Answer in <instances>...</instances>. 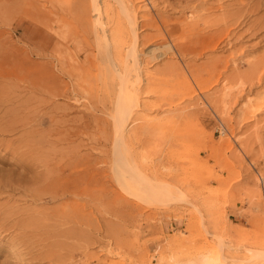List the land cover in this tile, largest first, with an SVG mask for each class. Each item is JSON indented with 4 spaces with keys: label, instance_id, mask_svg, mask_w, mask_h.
<instances>
[{
    "label": "rangeland",
    "instance_id": "374dc122",
    "mask_svg": "<svg viewBox=\"0 0 264 264\" xmlns=\"http://www.w3.org/2000/svg\"><path fill=\"white\" fill-rule=\"evenodd\" d=\"M106 1L0 0V37L6 39L4 49L8 51V60L0 63V74H5L3 80H6L1 85L3 94L17 103L32 94L36 84L37 97L42 100L37 108L39 114H54L50 122L45 118L47 121L39 124L41 142L45 144L52 132V137L61 138L55 141L54 152L64 161L68 151L75 150L69 156L73 168L68 171L61 165L53 174L54 188L59 192L65 188L61 184L63 176H71V193L52 199L46 192L39 200L26 197L15 202L11 196L10 204L14 206L46 211L38 218L34 216L22 222L25 234L30 236L26 241L28 248L17 245L19 239H16V252H26L29 248L33 253L40 252L37 261L41 264H173V260L186 263L209 251L212 256L249 255L251 262L236 264L261 262L264 259V120L259 119L260 113L255 118H244L250 115L246 100L260 101L264 97V83L250 88L248 84L242 85L246 77L235 82L231 67L214 66L212 88L198 91L191 100L192 106L200 109L198 113H171V109L146 113L138 108L132 111L130 121L121 130L114 126L116 116L111 111L114 96L102 93L107 83L103 81V63L94 39L96 29L107 23L113 26L112 20L117 16L130 20L139 35L158 34V42L169 39L165 23L171 30L183 25L198 27L202 39H206L214 37V26L205 27L207 21L217 19L223 10L242 7L245 9L239 14L241 17H236L238 23L233 28L232 40L237 39L231 42L235 48L222 45L221 50L170 59L182 65L194 63L206 76L208 68L201 65L208 58L237 57L238 69L243 70L245 60L264 54V34L261 35L264 0H255L256 3L220 0L218 4L224 9L220 6L215 10L214 0H200L201 6H190L195 0H154V4L145 0L140 9L136 5L129 9V5L128 15L118 0ZM60 5L65 8L69 5L71 11L60 10ZM141 15L156 20L158 29L147 27V20ZM252 30L257 32L251 34ZM183 33L191 37L198 34L194 30ZM72 38L75 40L68 45L67 39ZM260 39L262 45L249 53V41L252 45ZM235 42L242 43L240 48L245 51L238 50ZM143 47H139V54L150 57L155 44ZM82 63L86 64L80 69ZM155 66L153 60L147 68ZM69 70L75 72L81 87L75 93L66 89L67 93L61 94L57 92L56 80L71 83L72 79L62 73ZM57 75H63V79ZM179 76L180 80H174L177 85H194L188 71ZM3 105L8 108L11 103L5 101ZM32 109L26 106L23 111L27 114ZM2 114L0 110V118ZM32 128L27 126L25 132ZM20 132L1 135L0 143L19 137ZM255 132L260 136L254 137ZM1 153L4 163L0 165L9 168L13 156ZM252 158L257 164L248 171L246 167ZM80 164L86 167L84 178L80 176ZM7 193L0 195V204L7 200ZM170 218L182 220L181 226L163 233L160 224ZM7 237H0V264H14L16 252H10L9 247L15 244L6 240Z\"/></svg>",
    "mask_w": 264,
    "mask_h": 264
},
{
    "label": "bare ground",
    "instance_id": "6f19581e",
    "mask_svg": "<svg viewBox=\"0 0 264 264\" xmlns=\"http://www.w3.org/2000/svg\"><path fill=\"white\" fill-rule=\"evenodd\" d=\"M55 1L60 3L59 1L61 0ZM102 1L104 3L107 2L106 0ZM118 1L119 3H121L123 8H125L126 15H128L130 8H135L136 5L137 9H140L145 0ZM218 1L220 0H214V10L215 8L221 6V4H218ZM251 1L252 0H250V2ZM149 3L154 4L155 1L149 0ZM169 5L173 7L172 3ZM198 5L201 6L200 0H197V2L195 0L194 2H192V4H190V6ZM58 7L63 11H71V7L69 5L67 8L63 7V5H60ZM244 9L242 7H239L234 11L223 10L222 13L217 17V19H215L214 21H207V26L205 27L214 26V37H212L211 35L206 39H202L201 32L197 30L198 27L190 28L186 25H183L179 26L180 29L176 28L175 30H171L169 24L165 23L166 30L169 33V39L158 42L156 40V38L159 36L158 34L149 35L145 33L146 35H139L135 32V25L131 24L130 20L121 16H117L112 20L113 26L112 23H107L105 27H101L99 30L96 29L94 42L98 45V48L100 50L99 55L101 54L103 63L101 71L105 78V80L103 81L107 83L106 85H103L102 93H111L115 98L113 101V108H111V111L114 112L116 116V121L114 122L115 128L119 127L122 130V128L126 126L130 121L132 111L138 108H142L146 113L165 110L168 111L169 109L172 110L171 113H175L178 111H195L196 113H198L197 111L200 109L193 107L191 100L198 91L209 90L210 88H212V86L214 85V66H224L226 69L228 67H231V77L233 79H236L235 82H237V79L241 80L240 78L246 77V80L243 81L242 85L248 84L250 88L251 86L262 84V82L264 83V54L256 56L254 55V57H252L251 59L245 60L244 64H242L246 65V69L243 68V70L238 69V66L240 65H238V63L240 62V59L237 60V57L227 58L226 56H214V59L213 57H210L207 59L208 61L206 63H203L201 65L208 68V70L206 71V76L203 75L200 69L198 71V66L194 67V63L183 62L185 65H182L176 61H171L170 59V57H174L176 55L181 57H193L202 55L207 50L216 51L217 48H219L218 50H221L220 47H222V45L233 46L232 44L234 42V39H237L234 38L232 40V36L234 35L233 28L235 27L236 23H238V19L236 17H241V12L244 11ZM145 16L146 15H141L142 18H145V20H147L146 26L157 28L158 24L156 20ZM95 23L96 20H94V24ZM253 24L255 23L253 22ZM257 27L256 29L258 30ZM252 28H254L253 25L251 29ZM185 30L189 32L191 30H194L198 34L195 37L186 36L185 33H183ZM257 30H252L250 33L254 34L255 32H257ZM251 34H249V36H251ZM262 34L264 33L261 32V35ZM237 37L239 36L237 35ZM251 37H253V35ZM73 40L75 39H67V44L71 45ZM260 41L261 39L255 44H253V42L251 41L252 45L249 41L250 46L247 49L249 53L258 49L256 47L260 44ZM263 41L261 42L263 43ZM246 43L248 44V42ZM262 43L260 45H262ZM5 44L6 39L0 37V63H5L8 60V51L4 49ZM150 44H155V48L153 47L152 50H150L151 48L148 49L150 50V57H144L141 55L142 53L139 54V52H141L138 51L139 47H146ZM241 44H237V48L242 47L243 45ZM224 47L225 46H223V48ZM238 50H240L241 52L245 51V49L241 50V48ZM237 53L239 54V52ZM88 55L89 53L85 54V57H87ZM235 56L237 55H234V57ZM153 60L155 61V64H157V66H155L153 69L147 68L149 66V63ZM85 64L86 63L80 64L79 68H84ZM186 71H188L189 75L192 77L194 85L190 83H180L179 85H177L174 80H180L179 75H185ZM62 73L72 79V82L68 83L65 82V80H56V83L58 82L57 92L66 94L67 89L68 91H70L69 93H75L80 89L81 86L79 80H77L78 78L76 77L75 72H71L69 70ZM62 76L57 75V78L60 79L62 78ZM4 77L5 74H0V78L2 79L0 80V110L3 113L0 118V137L5 133H18L19 131L21 132L19 133V137L8 140L7 142L0 143V163H4V156L1 152H4L5 154L9 153L11 154V156H13V164H9V168H5L0 165V195L4 192L7 193V191H9V193H7V196L9 195L7 200L1 202L0 204V237L5 238L6 236H8L6 240H8L12 244H15V242L17 241L16 239H19V241L16 242L17 245H23L28 248L26 241L30 236L25 234L22 222L26 219H34V216L38 218L46 211H32L29 208H20L17 205L14 206L10 204V202L12 201V197L13 199H15L13 200V202H15L16 199H23L26 197L39 200L42 198L41 194L48 192L50 198L54 199L59 195L66 194L67 192L71 191L70 175L63 176L64 181L61 182V184H64L65 188H63V191L60 190L59 192L58 188H54L53 174L55 173L56 169L58 170L61 167V165H63L68 171L73 168L72 160L69 158V156L74 155L75 150H69L64 161L58 159L59 157L54 152V147L57 146V143H55V141L58 142L59 140H61V138L56 139L52 137V132L50 134L51 136L46 139L45 144L41 142L38 130L39 124L47 121L46 119H48V121L50 122L53 119L54 114H48L46 116H44V114H39V110L37 108H39L42 100L37 97L39 90L36 84L32 89V94L21 98L17 101V103L13 102L14 98L7 99L6 94H3L2 91L4 87L1 86L5 84L6 80H3ZM63 83H65L67 88H64ZM242 90L244 89L242 88ZM242 90L240 91L243 92ZM151 95L156 97V99H145ZM142 98L144 99L142 100ZM186 100L187 102L184 106H179L180 103L182 104V102H185ZM5 101L11 103L10 107L6 108V106L3 105ZM246 104L248 105L246 109L247 113H250V115L248 117H245L244 119L249 118L250 116L255 118L256 114L260 113L262 114V116H260L259 119L264 120V97L258 102H253L251 99H247ZM26 106L33 107L31 112H28L27 114H25L23 111ZM56 107L58 108V105H56ZM60 108L64 109V106ZM51 112L52 110H50L49 113ZM29 125H31L33 128L29 132H25V129ZM254 134V137L260 136V133L255 132ZM256 164L257 160L252 158L250 164L247 165L246 169L250 171V168H252ZM80 171L82 172L80 173V176L84 178L87 171L86 167L83 166V164H80ZM97 173L99 174L100 172ZM262 175L263 174H259V178H263L264 176L262 177ZM43 181L45 183L41 185ZM16 194L20 195V197H16ZM68 217L69 216H66L65 218ZM189 220L190 218H188V221ZM12 233H14L13 236ZM66 233H69L70 235V232L68 230H66ZM221 244V246L223 247V243ZM17 245H11L9 247L10 252L15 253L17 250V247L15 246ZM29 249H27L26 252H16V256L14 255L15 259L13 260L14 264H29V262L33 260L37 262L36 264H41L37 261L40 258L41 253H33ZM210 252L212 251H209L208 253H202L196 258L189 259V261L186 263H179L173 260V264H230V262L232 261H234L236 264V262L241 263L249 260L247 258L249 257V255L247 257H238L228 254L222 256L219 254L216 255V251V256H212L209 254ZM255 255L258 256L256 253ZM249 261L251 262V260ZM170 263H172V261ZM5 264L12 263L7 262ZM48 264H53V262H48ZM256 264H264V259Z\"/></svg>",
    "mask_w": 264,
    "mask_h": 264
},
{
    "label": "crops",
    "instance_id": "0c3cea01",
    "mask_svg": "<svg viewBox=\"0 0 264 264\" xmlns=\"http://www.w3.org/2000/svg\"><path fill=\"white\" fill-rule=\"evenodd\" d=\"M182 220L179 218H170V219H163L160 228L163 233H170L172 229H177L181 226Z\"/></svg>",
    "mask_w": 264,
    "mask_h": 264
}]
</instances>
